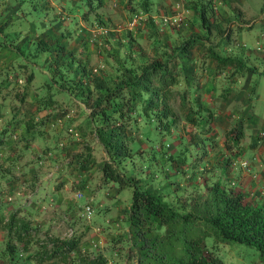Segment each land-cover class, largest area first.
Masks as SVG:
<instances>
[{"label":"trees","instance_id":"16d2710c","mask_svg":"<svg viewBox=\"0 0 264 264\" xmlns=\"http://www.w3.org/2000/svg\"><path fill=\"white\" fill-rule=\"evenodd\" d=\"M57 1L64 12L48 0H1L0 47L10 48L18 66L30 67L25 88L36 72L32 65L39 62L45 69L41 83L45 93L35 98V110L50 108L56 101L51 89L77 96L86 104V124L104 153L99 164L101 178L131 188L121 214L126 229L112 238L111 242L119 240L118 250L109 244L104 250H82L81 233L41 238L28 218L9 210L6 216L0 215V229L4 230L0 264H46L50 260L54 264H114L115 255L134 264H223L217 247L230 242L253 247L259 264H264V197L251 173V190L236 180L240 166L234 160L243 153L242 129L236 125L226 129L218 143L214 111L192 71L199 57H207L213 73L226 67L240 74L254 70L241 56L214 49L210 36L228 37L227 28L221 26L222 15L214 8L215 0L183 1L193 10L185 20L198 31L186 35L171 31L179 38L174 44L161 40L150 19L146 20L151 32L146 34L154 41V51L146 56L133 55L129 47L136 38L131 31L125 30L122 37L114 35L115 43L123 41L127 51L117 45L114 49L104 46L109 39L100 35L97 51L110 65L113 56L115 67L97 85L91 83L95 74L85 60L77 56L76 49H67L61 38L71 34L74 28L70 26H76L78 17L99 22L102 17L95 8L103 0ZM131 1L126 0L128 10H149L153 4V0H138L137 6ZM81 5L85 9L79 14ZM50 14V19H43ZM61 18L67 19L62 26ZM193 46H199L200 55H191ZM257 71L264 75V67ZM26 95L24 89L17 96L23 101ZM32 113L23 119L30 134L42 120L34 119ZM3 130L0 146L4 144ZM83 148L71 154L80 162L90 156L89 145ZM1 166L0 178H5L10 169ZM129 169L132 174L126 172ZM104 225L116 227L115 222ZM208 236L210 243L206 242Z\"/></svg>","mask_w":264,"mask_h":264},{"label":"rangeland","instance_id":"374dc122","mask_svg":"<svg viewBox=\"0 0 264 264\" xmlns=\"http://www.w3.org/2000/svg\"><path fill=\"white\" fill-rule=\"evenodd\" d=\"M48 1L56 10L64 12L57 0ZM120 1L127 4L126 0ZM135 1L138 0H132L131 3L138 6L139 3ZM183 1L170 0L172 8L170 6L169 11L163 7H159L163 11H159V8L151 11L138 7L128 10L127 6L122 8L121 5H113L117 0H105L104 5L95 8L102 20L89 22L78 17L76 26H70V29L74 28L71 34L67 38L62 37L61 41H64L67 49H76L77 56L85 60L91 73L95 74L91 83L97 85L115 67L113 56L110 55V65L97 51V45H101L100 35L109 39V42H103L104 46L114 49L117 45L121 51H127L123 41L118 44L114 38L116 35L122 37L125 30L131 31L136 38L129 47L134 52L133 55H149L154 51V41L151 40L152 36L149 38L146 34L151 33L145 25L148 19L156 28L158 37L169 44H174L179 39L178 34L171 31L177 30L184 35L190 30L198 31L196 26H191L185 20L193 10L185 7ZM224 2L215 0L214 8L221 7V3H226ZM263 2L264 0H241V3L237 0L228 1L231 8L221 16V26L227 28L228 37L221 40L210 36L214 49L241 56L244 63L252 66L253 71L247 69L240 74L226 67L213 73L212 68L207 65V57H199L198 62L192 66L194 77L202 88V96L214 111L213 123L218 143L224 139L223 132L226 129L235 125L241 127L243 137L240 145L243 153L234 160L235 166H240L236 180L249 190L251 173L261 197H264V75L257 70L264 67ZM83 9L85 6L81 5L78 13L82 14ZM134 12H139V17L131 23ZM8 13L11 12L7 11ZM93 13H90L92 17L95 16ZM173 13H179L183 24L173 27L176 24L163 20L162 16ZM51 14L43 19H50ZM61 20L62 26L67 19ZM83 42L84 45L81 44ZM12 53L8 46L0 47V134L5 130L2 134L4 144L0 146V164L1 167L10 169L9 175L0 178V215L6 216L9 210H18L37 227L35 234L41 238H45L47 234L81 233L82 250H104L109 247L108 244L118 250L119 240L111 241L124 230L121 211L129 203L131 188L101 178L99 164L104 153L86 124V104L77 96L51 89L56 101L50 108L35 110V98L45 93L41 87L42 77L46 76L43 74L45 69L41 68L39 62L32 65L36 72L25 88L24 77L30 67L18 66L12 60ZM191 55H200L199 46L191 48ZM24 89L27 90V95L20 101L17 95ZM31 112L34 119L42 118L41 122L32 127V134L28 133L23 123V119ZM85 144L90 147V156L86 161L80 162L71 154L82 151ZM81 163L86 167H80ZM126 172L132 174L130 169ZM85 203L91 205L88 216L83 209ZM105 222L109 225L115 222L116 227L105 226ZM3 233L4 230L0 229V241ZM211 241V237H206L207 243ZM217 254L223 264H259L256 250L249 245L220 243ZM54 261L50 260L46 264H54ZM112 261L114 264H132L119 255H115Z\"/></svg>","mask_w":264,"mask_h":264},{"label":"crops","instance_id":"0c3cea01","mask_svg":"<svg viewBox=\"0 0 264 264\" xmlns=\"http://www.w3.org/2000/svg\"><path fill=\"white\" fill-rule=\"evenodd\" d=\"M104 1L105 0H103V3H102V5H104ZM115 1V0H114ZM225 2V4H223V3H221L222 4V6L221 7H218L217 8V10H218V12H219V14H221V15H224V14H227L228 13V9H230L231 8V6L229 5V3H227L228 1H230V0H224ZM238 2H240L241 3V0H237ZM117 3H119V5L117 4ZM182 4H183V2H181ZM264 3V2H263ZM125 4L126 3H122L120 0H117V2H115L113 5H117V7H119L120 5V7H126L125 6ZM123 5V6H122ZM185 5V4H184ZM151 7H150V10L151 11H154L155 9L157 10L159 7H163V8H165L166 9V11H169V9H170V6H171V8H172V5H170V0H166V2H165V0H153V4H151L150 5ZM123 10V9H122ZM241 10H243V9H241ZM109 11H111V9L109 10ZM159 11H163L162 9H160L159 8ZM231 11V10H230ZM243 13V12H242ZM262 13L264 14V10H262ZM261 13V14H262ZM103 18H105V14L103 15ZM233 20V19H232ZM263 138H264V135H263ZM127 207V206H126ZM126 207H124L123 209H122V211H121V213L123 212V211H125V209H126ZM124 230L126 229V224H124ZM133 264V263H132Z\"/></svg>","mask_w":264,"mask_h":264},{"label":"built area","instance_id":"2783aa9c","mask_svg":"<svg viewBox=\"0 0 264 264\" xmlns=\"http://www.w3.org/2000/svg\"><path fill=\"white\" fill-rule=\"evenodd\" d=\"M138 17H139V12L138 13L134 12L132 14L130 22L133 23L136 20V18H138ZM162 18L164 21H168V22L174 23L176 25L179 24L181 21V17L179 15V13H175V14L173 13V14L166 15V16L164 15V16H162ZM83 209H84V213L86 216H88L91 213V205L89 203H85L83 205Z\"/></svg>","mask_w":264,"mask_h":264}]
</instances>
